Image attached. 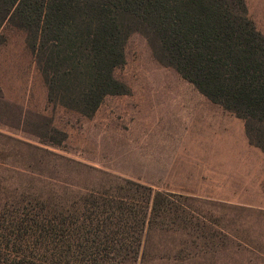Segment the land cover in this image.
<instances>
[{"label": "rangeland", "instance_id": "1", "mask_svg": "<svg viewBox=\"0 0 264 264\" xmlns=\"http://www.w3.org/2000/svg\"><path fill=\"white\" fill-rule=\"evenodd\" d=\"M264 38V0H225ZM128 23V21L126 20ZM113 72L125 95L86 117L49 100L16 21L0 29V206L14 197L166 195L135 259L116 264H264V115L221 110L129 29ZM53 194V195H52Z\"/></svg>", "mask_w": 264, "mask_h": 264}, {"label": "trees", "instance_id": "2", "mask_svg": "<svg viewBox=\"0 0 264 264\" xmlns=\"http://www.w3.org/2000/svg\"><path fill=\"white\" fill-rule=\"evenodd\" d=\"M11 21L27 35L50 102L83 116L128 92L113 72L125 62L130 27L146 32L163 64L211 103L244 121L264 115V38L244 9L225 0H0V29ZM126 183V196L64 200L60 192L3 203L0 264L135 259L151 215L167 211V196Z\"/></svg>", "mask_w": 264, "mask_h": 264}, {"label": "crops", "instance_id": "3", "mask_svg": "<svg viewBox=\"0 0 264 264\" xmlns=\"http://www.w3.org/2000/svg\"><path fill=\"white\" fill-rule=\"evenodd\" d=\"M221 110H223L224 112L228 113L227 111H225L223 108H220ZM230 114V113H229ZM235 117V116H234ZM236 118V117H235ZM237 120H239L238 118H236Z\"/></svg>", "mask_w": 264, "mask_h": 264}]
</instances>
